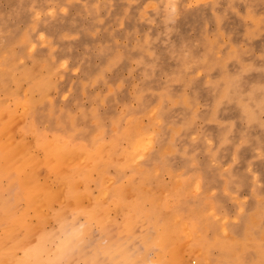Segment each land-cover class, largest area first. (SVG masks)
Segmentation results:
<instances>
[{
	"label": "rangeland",
	"instance_id": "374dc122",
	"mask_svg": "<svg viewBox=\"0 0 264 264\" xmlns=\"http://www.w3.org/2000/svg\"><path fill=\"white\" fill-rule=\"evenodd\" d=\"M1 111V144L95 150L77 192L140 196L134 231L176 223L179 264H264V0H0ZM90 237L74 264L102 260ZM226 237L238 247L221 252L212 239Z\"/></svg>",
	"mask_w": 264,
	"mask_h": 264
},
{
	"label": "bare ground",
	"instance_id": "6f19581e",
	"mask_svg": "<svg viewBox=\"0 0 264 264\" xmlns=\"http://www.w3.org/2000/svg\"><path fill=\"white\" fill-rule=\"evenodd\" d=\"M2 112L3 111H1L0 114H2ZM135 132L137 133V131ZM127 138H129L128 135ZM43 139L44 138L42 137V140H39L37 143L38 146L35 147L33 145L36 149L40 147L41 154L39 157L35 156L36 153L34 155L35 157L31 153H28L31 151L27 152L25 150L26 152H24V150H22L24 149V146H20L19 141H17L18 143L15 142V144L12 143V141L6 143V145L1 144L2 142H0V264H74L77 259L82 258L79 248L85 241H87V239H89L90 235L93 234H90L92 228H98L99 235L95 240L92 236L90 237L93 241L91 243L90 251L93 256L102 257V260L93 263L89 262V259L88 263L86 262L87 264L180 263L183 256L181 254L182 250H180L178 245V236L175 234L176 230L174 226L176 223L173 226L170 219V222L167 219L163 220V218L166 217L160 219L158 214L160 220L153 217L154 220H150L152 223L151 226L148 224L153 230L151 235L148 233L150 236L141 233L143 231L145 232V230L142 229L145 228L143 226L142 228H139L143 231L139 230L140 232L138 231L139 233H136L134 231V223L139 220L138 217H140L142 213L141 204L143 199L140 196L137 197L139 199L135 200L136 202H125L123 201V195L126 193V190L129 189L125 188V193L122 195L119 188H117L115 192H112L111 196L109 195V201L107 202L106 200L104 201L107 191H102V188L100 190L101 192L97 191L98 194L96 196L92 195L93 193L91 194L90 192L89 194L87 192L88 190H86V186V192L84 190V192H79L80 190L77 192V189L80 187L78 185H82L86 177L89 179V170L95 167L93 161L95 159H93V156L97 154L96 151L91 149L88 150L81 145L72 144L66 149V141H63V144L61 145H56ZM129 141L130 143L133 142L131 140ZM20 142L22 143L24 141L20 140ZM31 148L33 147L31 146L30 149ZM137 150H139V148H137ZM32 153L34 154L33 151ZM80 156L90 159L93 164L90 163V160H87L89 161L88 163H90L89 165L85 163V167H83L84 165L80 166L76 161ZM99 156L101 157L102 155ZM82 157L80 158L82 159ZM97 161L98 160L96 159V162ZM81 163L84 164L82 161ZM133 164L137 166L136 162ZM138 167L140 166H137V168ZM36 169L44 170V174H48V177H45L42 174L40 175ZM8 187H14L13 191L5 194V190ZM85 198L89 200V205H82ZM54 205H57V207L54 208ZM112 206L114 208L124 207L126 209L120 217L121 221L119 222V225L114 220L116 218L115 216L114 219L110 218L113 217L110 214V210L113 212L114 209H112ZM158 208H160V206H158ZM113 213H115V211ZM80 215L84 218L83 222L78 221V216L80 217ZM173 217H175V215ZM109 219H112L114 223H117V225H115L117 229L121 226L119 234L114 232L117 234L116 236L110 232V230L114 231L116 227L114 226V229H109L108 227L111 225L107 226V221ZM176 220L178 221L179 219L176 218ZM176 220L174 219L175 222ZM48 223L53 224H49L50 227H47ZM139 223L141 224L140 221ZM140 224H138V227H140ZM191 224L190 231L196 236L195 238L192 236L194 240L188 238L193 240L190 243L192 246L203 248L204 252L209 254L207 248L211 245V241L198 233L201 230V225ZM138 227L136 228L138 229ZM184 228L185 227H183V230ZM188 232H184L185 234L183 236L187 237L188 234L191 235V233ZM200 233H202V231ZM135 238L138 240L137 242L140 244L141 249L140 247H132L133 245L130 246V242L132 239L135 240ZM226 238L229 239L226 243H223L222 241L219 242L218 239H212V241L217 244L218 249L221 252L229 247L232 249L238 247L237 240H233L229 237ZM183 245L181 246L183 247ZM71 253H74L73 259H68L67 262H64L67 256L71 255Z\"/></svg>",
	"mask_w": 264,
	"mask_h": 264
}]
</instances>
